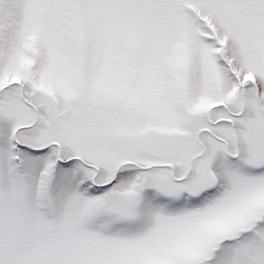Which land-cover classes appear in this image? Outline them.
Returning <instances> with one entry per match:
<instances>
[{
	"label": "snow or ice",
	"instance_id": "snow-or-ice-1",
	"mask_svg": "<svg viewBox=\"0 0 264 264\" xmlns=\"http://www.w3.org/2000/svg\"><path fill=\"white\" fill-rule=\"evenodd\" d=\"M0 264H264V0H0Z\"/></svg>",
	"mask_w": 264,
	"mask_h": 264
}]
</instances>
